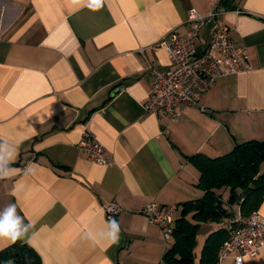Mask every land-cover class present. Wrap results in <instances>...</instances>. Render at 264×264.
<instances>
[{"label":"crops","instance_id":"1","mask_svg":"<svg viewBox=\"0 0 264 264\" xmlns=\"http://www.w3.org/2000/svg\"><path fill=\"white\" fill-rule=\"evenodd\" d=\"M191 9L216 11L252 68L218 80L200 108L182 105L172 122L146 110L148 62L175 68L159 45L175 29L188 32ZM214 26L201 30L199 51ZM86 133L110 165L79 150ZM263 137L264 0H104L96 12L71 0H0V142L16 146L18 170L0 179V211L16 204L33 227L30 242L15 243L31 246L41 264H163L172 244L141 213L144 206H176L177 219L182 204L204 195L189 157L216 158ZM112 203L121 207L120 234L109 245L99 233ZM257 211L264 216V201ZM229 221L202 224L195 264L209 234L231 228ZM15 243L0 242V250ZM244 264H264V248Z\"/></svg>","mask_w":264,"mask_h":264},{"label":"built area","instance_id":"2","mask_svg":"<svg viewBox=\"0 0 264 264\" xmlns=\"http://www.w3.org/2000/svg\"><path fill=\"white\" fill-rule=\"evenodd\" d=\"M217 17L216 11L203 15L196 9H191L187 20L188 32L180 34L175 29L160 42L159 46L166 50L175 68L169 71L160 70L148 62L153 91L146 105L147 112L167 116L172 122H178L181 118L180 106L200 108L203 95L215 86L218 80L251 70L248 53L236 45L232 29L217 23ZM211 22L215 26L210 32V40L205 48L199 51L201 30ZM77 147L94 164L107 166L112 163L111 156L91 133L84 134ZM120 210V205L116 203L104 206L108 220L115 219ZM177 211L176 206L150 203L144 206L141 213L151 224L159 226L164 239L170 242ZM263 248L264 216L255 211L248 218L236 220L230 237L220 248L218 263L234 258L236 264H244L245 257L256 258Z\"/></svg>","mask_w":264,"mask_h":264},{"label":"trees","instance_id":"3","mask_svg":"<svg viewBox=\"0 0 264 264\" xmlns=\"http://www.w3.org/2000/svg\"><path fill=\"white\" fill-rule=\"evenodd\" d=\"M189 162L198 171L197 187L204 195L182 204L170 241L173 243L163 264H195L202 224L234 220L235 207L248 218L264 201V141L237 144L231 152L216 158L196 154L189 157ZM231 229L209 234L199 264H219L220 248L230 237ZM0 264H41V260L31 246L17 242L0 250Z\"/></svg>","mask_w":264,"mask_h":264},{"label":"clouds","instance_id":"4","mask_svg":"<svg viewBox=\"0 0 264 264\" xmlns=\"http://www.w3.org/2000/svg\"><path fill=\"white\" fill-rule=\"evenodd\" d=\"M80 7H86L92 12L99 11L104 6V0H71ZM16 156V146L7 142H0V179L9 178L17 169L12 167ZM33 226L25 224L23 217L17 214L16 204H9L0 211V242L15 243L17 240L31 237L28 236ZM120 226L115 219L106 222L105 227L99 233V238L109 245L119 240ZM95 239V237H92Z\"/></svg>","mask_w":264,"mask_h":264},{"label":"rangeland","instance_id":"5","mask_svg":"<svg viewBox=\"0 0 264 264\" xmlns=\"http://www.w3.org/2000/svg\"><path fill=\"white\" fill-rule=\"evenodd\" d=\"M91 134H93V133H91ZM94 135V134H93ZM95 136V135H94ZM96 137V136H95ZM97 139V138H96ZM81 141V140H80ZM80 141H79V143H80ZM97 141H98V139H97ZM259 141H264V137L261 139V140H259ZM99 142V141H98ZM79 143H78V145H79ZM100 143V142H99ZM101 144V143H100ZM77 145V146H78ZM102 145V144H101ZM103 146V145H102ZM104 148V147H103ZM105 149V148H104ZM108 166V165H107ZM263 167H264V165H263ZM233 210L235 211V213H236V216H235V219L234 220H230L229 222H228V225H229V227H231L232 228V225H234V227H235V224H236V220L237 219H239V218H242V219H245V217H243L242 215H241V213H240V211H239V208L238 207H235V208H233ZM247 218V217H246ZM232 221V222H231ZM210 225H212L211 227H213V228H217L219 225L218 224H216V223H212V224H210ZM233 227V228H234ZM231 228H229V229H231ZM232 230V229H231ZM230 230V231H231ZM204 235H203V232H200V234H199V240L200 241H202V237H203ZM173 242H170V244H172ZM200 246H201V242H200Z\"/></svg>","mask_w":264,"mask_h":264}]
</instances>
